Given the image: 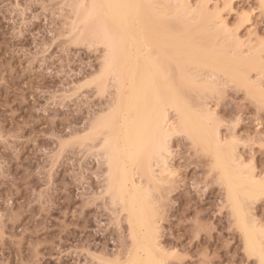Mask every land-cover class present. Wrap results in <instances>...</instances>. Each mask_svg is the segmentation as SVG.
<instances>
[{
    "label": "rangeland",
    "instance_id": "rangeland-1",
    "mask_svg": "<svg viewBox=\"0 0 264 264\" xmlns=\"http://www.w3.org/2000/svg\"><path fill=\"white\" fill-rule=\"evenodd\" d=\"M75 1L0 0V264H103L98 257H115L131 243L127 214L105 193V159L82 140L116 88L113 76L105 91L92 82L106 50L82 34L84 22L75 18L83 0ZM228 4L223 14L229 31L246 40L242 49L263 47L260 0ZM221 76L223 94H210L208 106L223 138L236 136L262 176L260 103ZM242 93L257 111L238 103ZM171 140L177 183L160 209L167 264H250L256 257L245 251L211 156L183 132ZM254 211L264 227V197Z\"/></svg>",
    "mask_w": 264,
    "mask_h": 264
},
{
    "label": "bare ground",
    "instance_id": "bare-ground-1",
    "mask_svg": "<svg viewBox=\"0 0 264 264\" xmlns=\"http://www.w3.org/2000/svg\"><path fill=\"white\" fill-rule=\"evenodd\" d=\"M85 2H78L75 20L84 22L87 35L81 27L86 38H97L106 50L103 68L92 82L105 91L109 76H113L116 90L82 140L95 143L105 159V193L127 214L131 239L124 253L98 258L103 264L166 261L169 255L160 241V209L169 191H175H171L177 183L171 139L182 132L211 156V167L225 186L245 246L253 241L258 254L264 227L254 210L257 200L264 197V172L262 176L256 173L252 158L251 162L244 160L247 158L238 151L240 144L231 152L224 147L223 141L237 137L223 138L215 110L206 99L223 74L260 103L264 46L250 45L248 52L242 49L246 40L244 43L240 34L234 35L236 30L229 31L234 28L229 29L223 14L227 5L221 7L218 0L214 4L198 0L196 5L190 0ZM252 71H257L256 78Z\"/></svg>",
    "mask_w": 264,
    "mask_h": 264
},
{
    "label": "snow or ice",
    "instance_id": "snow-or-ice-1",
    "mask_svg": "<svg viewBox=\"0 0 264 264\" xmlns=\"http://www.w3.org/2000/svg\"><path fill=\"white\" fill-rule=\"evenodd\" d=\"M261 10L264 11V0H261ZM262 84H264V81H262ZM213 91H214V98L221 96L223 94V89H214ZM237 101L242 107H250V108H252V111H257V109L255 107H252L251 97H245L242 93L240 97H237ZM258 111H259V115L261 117V120L258 122L261 123L260 132L262 133L259 136V140L261 141L259 147L262 150V152H264V88H262L261 102L259 104ZM209 114L213 115V117H214V114H212L211 112ZM248 142L250 144H254L255 138L249 137ZM238 143H239V141H236L235 139L223 141L224 147L226 149H228L229 152L234 150L235 146ZM262 184H264V180H262ZM245 251L247 252V254L249 256H255L256 257V259L251 260L250 264H264V240H262V242H261L258 254L256 252L255 244L251 240H249L246 243ZM159 264H167V262L166 261H160ZM237 264H240L239 260L237 261Z\"/></svg>",
    "mask_w": 264,
    "mask_h": 264
}]
</instances>
